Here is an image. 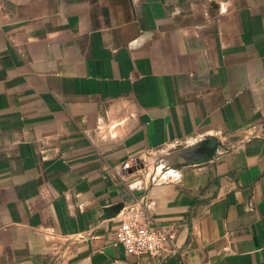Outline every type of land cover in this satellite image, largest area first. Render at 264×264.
<instances>
[{
  "label": "crops",
  "instance_id": "0c3cea01",
  "mask_svg": "<svg viewBox=\"0 0 264 264\" xmlns=\"http://www.w3.org/2000/svg\"><path fill=\"white\" fill-rule=\"evenodd\" d=\"M0 264H264V0H0Z\"/></svg>",
  "mask_w": 264,
  "mask_h": 264
},
{
  "label": "built area",
  "instance_id": "2783aa9c",
  "mask_svg": "<svg viewBox=\"0 0 264 264\" xmlns=\"http://www.w3.org/2000/svg\"><path fill=\"white\" fill-rule=\"evenodd\" d=\"M134 163V159L126 161L123 168L128 169ZM122 210L123 216L116 231L117 243L130 254L162 258L170 241L168 232L152 223L145 206L132 205Z\"/></svg>",
  "mask_w": 264,
  "mask_h": 264
},
{
  "label": "water",
  "instance_id": "95a60500",
  "mask_svg": "<svg viewBox=\"0 0 264 264\" xmlns=\"http://www.w3.org/2000/svg\"><path fill=\"white\" fill-rule=\"evenodd\" d=\"M139 165H137L138 168H140L142 166V163L138 162ZM136 168L132 166L131 171L135 170ZM124 205L123 203L117 204L113 207H111L110 209H108L105 213V217H110V216H114L116 214H118L122 209H123ZM113 211V212H112Z\"/></svg>",
  "mask_w": 264,
  "mask_h": 264
},
{
  "label": "rangeland",
  "instance_id": "374dc122",
  "mask_svg": "<svg viewBox=\"0 0 264 264\" xmlns=\"http://www.w3.org/2000/svg\"><path fill=\"white\" fill-rule=\"evenodd\" d=\"M175 156H177V155H175ZM159 163H160V159H159Z\"/></svg>",
  "mask_w": 264,
  "mask_h": 264
}]
</instances>
